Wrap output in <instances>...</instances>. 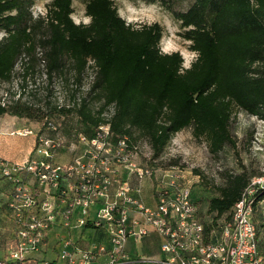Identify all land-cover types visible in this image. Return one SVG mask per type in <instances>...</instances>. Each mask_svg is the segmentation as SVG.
<instances>
[{
    "label": "trees",
    "instance_id": "trees-1",
    "mask_svg": "<svg viewBox=\"0 0 264 264\" xmlns=\"http://www.w3.org/2000/svg\"><path fill=\"white\" fill-rule=\"evenodd\" d=\"M78 1L88 24L73 20L74 0H52L37 17L35 0H0V85L12 81L20 61H25L26 77L38 50L50 78L68 82L71 74L81 86L89 68L94 74L87 97L73 107L47 102L44 113L20 98L0 100V117L76 119V126L63 129L69 137L76 127L77 135L92 136L109 122L115 141L128 139L139 148L138 134L152 151L148 163L165 167H177L175 160H159L186 129L217 154L235 145V108L264 121V0H132L160 5L180 24V36L197 54L189 68L180 52H162L159 23L129 24L114 0ZM111 107L114 113L107 119L103 115ZM261 175L247 169L223 174L215 196L207 200L192 186L195 204H207L199 214L210 217L204 218L208 232L221 230L244 190ZM257 189V197L264 198V187ZM260 251L264 257V242Z\"/></svg>",
    "mask_w": 264,
    "mask_h": 264
},
{
    "label": "built area",
    "instance_id": "built-area-1",
    "mask_svg": "<svg viewBox=\"0 0 264 264\" xmlns=\"http://www.w3.org/2000/svg\"><path fill=\"white\" fill-rule=\"evenodd\" d=\"M11 135L35 144L22 163L0 155V182L11 185L0 209L14 236L0 264H264L263 177L251 181L221 230L208 232L183 171L141 162L138 147L114 140L109 122L72 141L53 118ZM152 233L160 256H131L128 245ZM88 234L101 239L89 243Z\"/></svg>",
    "mask_w": 264,
    "mask_h": 264
},
{
    "label": "rangeland",
    "instance_id": "rangeland-1",
    "mask_svg": "<svg viewBox=\"0 0 264 264\" xmlns=\"http://www.w3.org/2000/svg\"><path fill=\"white\" fill-rule=\"evenodd\" d=\"M51 1L35 0L33 7L35 17L45 13L47 5ZM114 1L120 15L129 24L140 27L146 24L159 23L163 27L164 34L160 44L162 52H180L184 58L185 68H189L196 60L197 54L194 58L192 57V53L195 52L190 50V43L180 36V24L160 5H146L140 2H133L132 0ZM72 17L77 24H88L90 22V19L85 15L84 5L78 0H74V14ZM2 36L3 33L0 32V38ZM38 51L37 59L33 65L29 66V74L26 77L25 61H20L12 81L0 85V100L2 102L11 103L20 98L23 102L34 106L36 109L41 108L42 112L47 113V102H50L51 106L69 108L87 97L94 75L92 68L87 70L81 86L74 82L71 74H67L68 82L63 77L50 78L45 64L40 59L42 52ZM185 65L188 66L186 67ZM77 87L79 91L75 99H72V94ZM112 112L109 108V111L103 116L109 118ZM53 119L62 130L65 125L76 126L77 121L66 117ZM30 122L35 125L40 123L36 120H31ZM24 128H36V126L27 124L22 120L19 123L18 118L11 116L0 117V149L3 150L6 158L12 156L17 158L18 160H12V162L15 161L14 163L22 162L28 149L33 143L35 144L34 137H11V131H15V129L25 130ZM77 130L76 127L70 137L66 135L70 141L77 136ZM232 132L235 145L228 146L221 152L214 154L210 151L209 144L205 139H195L192 135V130L186 129L173 137L159 161L168 164L175 160L177 167L183 171L186 181L193 186L198 196H203L205 200L215 196L216 187L221 184L220 176L223 174L240 173L247 169L256 174H262L261 176L264 178V121L235 108ZM137 136L138 134L134 135L140 144L139 157L142 162L151 158L152 151L147 141ZM66 159L59 158L58 161L65 162L67 161ZM6 182L2 181V183ZM199 209L204 213L207 210V204H200ZM201 216L203 219L210 218ZM256 219L257 221L260 220L258 216ZM219 222L222 223V220ZM61 233L63 232L61 231ZM151 236L155 245H157L160 238L154 234ZM87 239L90 243L91 235ZM262 240L264 242V234ZM142 249L143 247H141Z\"/></svg>",
    "mask_w": 264,
    "mask_h": 264
},
{
    "label": "crops",
    "instance_id": "crops-1",
    "mask_svg": "<svg viewBox=\"0 0 264 264\" xmlns=\"http://www.w3.org/2000/svg\"><path fill=\"white\" fill-rule=\"evenodd\" d=\"M5 116H9V115H5ZM14 118H18V117H14ZM20 120H22L23 122H26L27 124H32L33 126H36L34 123L30 122L28 119L18 118V122L19 123H20ZM15 131H20V129H15ZM15 131H11L10 135H11L12 132H15ZM11 137H13V136L11 135ZM14 138H20V136H14ZM25 138H28V137H25ZM33 145H34V143L28 149L27 153L24 155L22 162L27 160V158L29 157L30 153L33 150V147H34ZM0 155L3 158H5V159H7L8 161H11V162H12V160H18L17 158H14L13 156L9 157V158H6L3 150H1V149H0ZM13 162H15V161H13ZM22 162H19V163H22ZM10 192H11L10 184L8 182H6V183L0 182V199L4 198V195H8ZM5 213H6L5 210L0 209V257L5 256L10 251V249L13 247V245H14V236H13V232H12V229H11V222L9 221V219L6 216ZM153 234L154 233H152L151 235H153ZM89 235H91L90 242L94 241V240L97 241V240L101 239L100 236H97V235L94 236L93 234L86 235V238ZM151 235H149L148 237L142 239L139 244H135L132 241L128 245V250H129L131 256L135 257V256H138V255H145V256L149 255L148 257H151V258L160 256L161 240L159 239V243L157 245H155L154 241L152 240L153 238H151V237H155V236H151ZM154 235H156V234H154ZM141 247H143L142 250H141Z\"/></svg>",
    "mask_w": 264,
    "mask_h": 264
},
{
    "label": "clouds",
    "instance_id": "clouds-1",
    "mask_svg": "<svg viewBox=\"0 0 264 264\" xmlns=\"http://www.w3.org/2000/svg\"><path fill=\"white\" fill-rule=\"evenodd\" d=\"M169 47H171V45H169ZM165 51H167V49H165ZM196 56V53H192V57L194 58ZM186 67L188 66V65H185Z\"/></svg>",
    "mask_w": 264,
    "mask_h": 264
}]
</instances>
